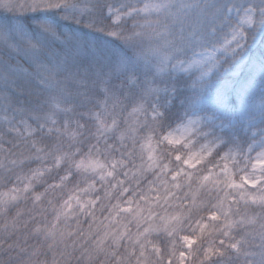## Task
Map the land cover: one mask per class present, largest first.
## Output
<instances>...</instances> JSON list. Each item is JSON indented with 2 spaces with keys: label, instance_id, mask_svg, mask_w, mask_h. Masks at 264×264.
Masks as SVG:
<instances>
[{
  "label": "snow or ice",
  "instance_id": "snow-or-ice-1",
  "mask_svg": "<svg viewBox=\"0 0 264 264\" xmlns=\"http://www.w3.org/2000/svg\"><path fill=\"white\" fill-rule=\"evenodd\" d=\"M0 12V264H264V92L223 150L214 115L168 127L166 103L182 82L199 101L264 37V0H0ZM37 12L123 47L105 56Z\"/></svg>",
  "mask_w": 264,
  "mask_h": 264
},
{
  "label": "trees",
  "instance_id": "trees-1",
  "mask_svg": "<svg viewBox=\"0 0 264 264\" xmlns=\"http://www.w3.org/2000/svg\"><path fill=\"white\" fill-rule=\"evenodd\" d=\"M232 2L244 3L246 0H232ZM256 2L258 3L259 0ZM5 15L9 14L0 12V17ZM26 15L44 19L53 23L54 26L58 25L59 30L66 34L71 41L87 43L105 56L117 52L123 47L118 39L106 32L88 28L84 24L63 20L60 15L51 12L28 13ZM19 22L23 23V19L21 18ZM234 64L233 68L215 74L209 79L207 90L199 101L191 100L193 90L185 83H174L172 91L167 97L171 107V111L167 114V126L170 127L189 111L199 106H204L209 111H236L237 107L244 106L246 108L245 101L249 95L255 94L259 97L260 93L264 92V37L257 36L254 42L250 40L249 46L237 57ZM183 80L189 81V78L183 76ZM20 99L23 100L24 97L21 96ZM31 102L35 103V98ZM254 115L256 119L253 124L259 125V112H255ZM240 122V136H242L250 125L248 117H244ZM96 215L99 219H103L99 209ZM83 226L86 228L88 225L84 224Z\"/></svg>",
  "mask_w": 264,
  "mask_h": 264
},
{
  "label": "rangeland",
  "instance_id": "rangeland-1",
  "mask_svg": "<svg viewBox=\"0 0 264 264\" xmlns=\"http://www.w3.org/2000/svg\"><path fill=\"white\" fill-rule=\"evenodd\" d=\"M235 66L234 61L226 65L224 70L219 71V72H213L210 77L208 78L211 79L213 75L218 74L220 72H225L230 68H233ZM185 78L191 79L190 76L187 74H183ZM166 103L169 105V100L166 101ZM244 106L242 107H237L236 111H209L206 107L204 106H199L191 111H189L183 118H180L178 121L173 123L170 127H175L178 123H180L182 120H185L189 117L195 118V117H205L206 115H214L216 124L213 128H207L206 131H208L210 134L214 133L216 136H221L222 137V142L220 143L219 147L221 150H223L226 146L229 145L230 140L238 139L239 136L241 135V115L245 111ZM223 125V127H221ZM224 132H227L228 135H223ZM88 226H86L87 228ZM133 227V231H134Z\"/></svg>",
  "mask_w": 264,
  "mask_h": 264
}]
</instances>
